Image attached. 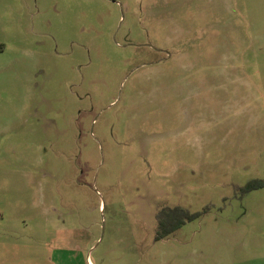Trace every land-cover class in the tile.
I'll list each match as a JSON object with an SVG mask.
<instances>
[{"label": "rangeland", "instance_id": "374dc122", "mask_svg": "<svg viewBox=\"0 0 264 264\" xmlns=\"http://www.w3.org/2000/svg\"><path fill=\"white\" fill-rule=\"evenodd\" d=\"M0 264H264V0H0Z\"/></svg>", "mask_w": 264, "mask_h": 264}, {"label": "trees", "instance_id": "16d2710c", "mask_svg": "<svg viewBox=\"0 0 264 264\" xmlns=\"http://www.w3.org/2000/svg\"><path fill=\"white\" fill-rule=\"evenodd\" d=\"M257 181L250 182L245 187L247 192L257 189L258 187H262L263 184H257ZM203 212H195L192 213L186 208L177 206L173 208H165L164 210L157 213L156 218L158 222V229L156 233V241H160L180 228H182L186 223L192 222L202 216Z\"/></svg>", "mask_w": 264, "mask_h": 264}]
</instances>
